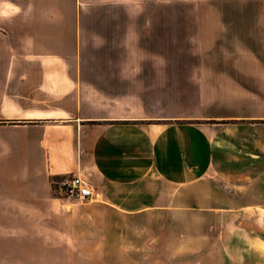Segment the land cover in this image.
Listing matches in <instances>:
<instances>
[{
	"label": "crops",
	"instance_id": "crops-1",
	"mask_svg": "<svg viewBox=\"0 0 264 264\" xmlns=\"http://www.w3.org/2000/svg\"><path fill=\"white\" fill-rule=\"evenodd\" d=\"M63 231L77 260L264 264V0H0V264H62Z\"/></svg>",
	"mask_w": 264,
	"mask_h": 264
},
{
	"label": "built area",
	"instance_id": "built-area-1",
	"mask_svg": "<svg viewBox=\"0 0 264 264\" xmlns=\"http://www.w3.org/2000/svg\"><path fill=\"white\" fill-rule=\"evenodd\" d=\"M57 191L80 201H89L95 197L94 188L81 176L66 175L55 181Z\"/></svg>",
	"mask_w": 264,
	"mask_h": 264
},
{
	"label": "rangeland",
	"instance_id": "rangeland-1",
	"mask_svg": "<svg viewBox=\"0 0 264 264\" xmlns=\"http://www.w3.org/2000/svg\"><path fill=\"white\" fill-rule=\"evenodd\" d=\"M194 7L195 6H177L176 5V6H174V11L179 12L183 8H187V10H189V11H196V8H194ZM65 203L67 204V206L63 207V217H66V212H68V210H71V206L73 205V203H75L77 205H85L89 202H84V203H82V202H65V200H63V206L65 205ZM64 210H66V211H64ZM66 218H63V220H65ZM69 237H70V235H69L68 231H63V260H62V264H102V263L90 262V261H86V260L71 259L70 258L71 254L67 252V247L69 244ZM65 244H67V245H65Z\"/></svg>",
	"mask_w": 264,
	"mask_h": 264
}]
</instances>
